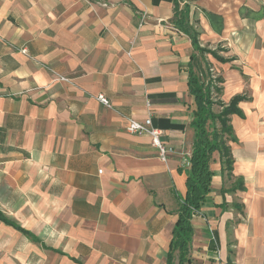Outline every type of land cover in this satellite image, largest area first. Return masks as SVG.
I'll list each match as a JSON object with an SVG mask.
<instances>
[{"label": "crops", "instance_id": "0c3cea01", "mask_svg": "<svg viewBox=\"0 0 264 264\" xmlns=\"http://www.w3.org/2000/svg\"><path fill=\"white\" fill-rule=\"evenodd\" d=\"M191 3L221 20L197 31L233 59L209 60L222 100L251 98L230 117L231 179L213 154L191 264H264V0H0V212L35 238L0 220V264H167L197 109L175 4ZM149 114L167 162L127 130Z\"/></svg>", "mask_w": 264, "mask_h": 264}, {"label": "trees", "instance_id": "16d2710c", "mask_svg": "<svg viewBox=\"0 0 264 264\" xmlns=\"http://www.w3.org/2000/svg\"><path fill=\"white\" fill-rule=\"evenodd\" d=\"M178 7V4H175L174 23L190 37L195 51L191 55L188 66V86L189 93L195 98L197 109L191 123V127L194 129V142L190 169L187 172V191L184 197H180L178 218L173 229L167 264H191L190 250L194 237L192 221L200 213L212 190L214 172L211 170V162L213 154L216 152L220 154L222 171L231 179L234 158L228 142H237V138L230 117L236 115L242 119L245 118L239 104L251 101V98L247 95H237L228 104L222 100L224 79L212 74V65L207 61L206 55H211L222 64L231 63L233 59L222 57L220 53L226 52V50L221 47L215 50L203 48L200 45L199 34L185 23L184 13L180 12L179 18ZM201 59L206 67L204 71ZM215 107H219L220 111L216 112ZM236 190H244L243 180L240 179L232 189V191ZM0 220L34 238L30 232L9 221L2 212H0Z\"/></svg>", "mask_w": 264, "mask_h": 264}, {"label": "rangeland", "instance_id": "374dc122", "mask_svg": "<svg viewBox=\"0 0 264 264\" xmlns=\"http://www.w3.org/2000/svg\"><path fill=\"white\" fill-rule=\"evenodd\" d=\"M180 12L184 13V20H185V23L187 24V26H189L190 28H192L194 31H196L198 33V29H199V24H200V21H201V18H207L211 23H214L215 26L217 28H220L221 27V20L219 19V17H216V16H213L211 15L210 13L206 12L205 10L201 9L200 7H197L194 3H191L189 4L186 8L183 9V11H179V8H178V16L180 15ZM251 17H254L252 14H247ZM180 18V16H179ZM192 22V23H191ZM196 28H195V27ZM199 34V33H198ZM201 45V44H200ZM202 46V45H201ZM203 48H207V49H210V50H215L217 49L218 47H221L223 48L224 50H226V52H222L220 53V55L226 59H231V57H228L229 56V50L224 48L223 45H218V46H211V45H204L202 46ZM210 58H213L211 55H206V59L208 62H210ZM214 59V58H213ZM200 60V59H199ZM216 60V59H215ZM217 61V60H216ZM201 66H202V70H206V67H205V64L204 62L202 61L201 59ZM211 63V62H210ZM220 63V62H219ZM212 65V63H211ZM212 74H214L215 76H219V77H222L220 75V73L215 69L213 68V65H212ZM208 72V71H207ZM223 78V77H222ZM249 96V95H247ZM222 98V97H221ZM228 104V103H227ZM215 111L218 112L220 111L219 107H215ZM217 126L219 127V125L217 124Z\"/></svg>", "mask_w": 264, "mask_h": 264}, {"label": "built area", "instance_id": "2783aa9c", "mask_svg": "<svg viewBox=\"0 0 264 264\" xmlns=\"http://www.w3.org/2000/svg\"><path fill=\"white\" fill-rule=\"evenodd\" d=\"M23 52L26 53V50H23ZM59 80L68 81L64 77H60ZM97 99L105 106L110 107V101L103 94H99ZM148 106H150V104H148ZM127 130L132 134L149 135L152 140V144L155 148H157L159 157L162 161L167 162L170 155L173 153L172 148L167 147L161 142V132L153 127L151 114H149L148 117L143 121L130 120Z\"/></svg>", "mask_w": 264, "mask_h": 264}]
</instances>
